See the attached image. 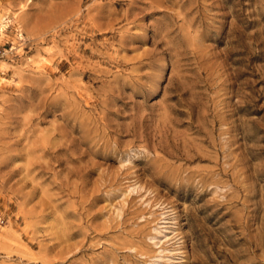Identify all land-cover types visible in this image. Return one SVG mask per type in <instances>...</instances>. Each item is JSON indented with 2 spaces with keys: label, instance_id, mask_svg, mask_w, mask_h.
Instances as JSON below:
<instances>
[{
  "label": "rangeland",
  "instance_id": "obj_1",
  "mask_svg": "<svg viewBox=\"0 0 264 264\" xmlns=\"http://www.w3.org/2000/svg\"><path fill=\"white\" fill-rule=\"evenodd\" d=\"M0 264H264V0H0Z\"/></svg>",
  "mask_w": 264,
  "mask_h": 264
}]
</instances>
